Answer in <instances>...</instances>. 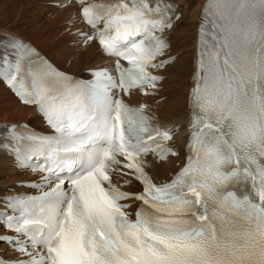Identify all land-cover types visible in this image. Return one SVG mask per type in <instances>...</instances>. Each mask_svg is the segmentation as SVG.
<instances>
[{
  "label": "snow or ice",
  "instance_id": "obj_1",
  "mask_svg": "<svg viewBox=\"0 0 264 264\" xmlns=\"http://www.w3.org/2000/svg\"><path fill=\"white\" fill-rule=\"evenodd\" d=\"M75 4L91 30L83 42L115 58V74L98 69L77 80L9 40L14 59L0 55V80L35 106L53 134L5 126L0 150L41 173L32 186L47 190L0 201V224L30 243L3 235L0 242L15 241L27 257L16 264H264V0H205L188 155L163 184L153 183L145 158L177 155L166 146L172 131L122 95L154 94L161 77L152 70L171 62L159 58L169 47L163 33L179 19L176 5ZM114 175L130 176L143 191H122L129 181L114 184ZM128 200L142 202L134 219Z\"/></svg>",
  "mask_w": 264,
  "mask_h": 264
},
{
  "label": "bare ground",
  "instance_id": "obj_2",
  "mask_svg": "<svg viewBox=\"0 0 264 264\" xmlns=\"http://www.w3.org/2000/svg\"><path fill=\"white\" fill-rule=\"evenodd\" d=\"M23 1H20V3L23 4ZM35 1L41 7L36 6L35 10L41 12L42 7H44L43 0ZM178 2L181 17L174 23L170 31L163 34L169 45L166 55L174 57L175 61L163 71L158 72L161 80L157 88H161L160 92L145 96H140L138 92H132L127 99L132 105L138 107L145 105L147 114L158 122L162 128L172 131L173 139L170 144L174 147L177 155L158 164L145 159V171L152 178L153 183L156 184L170 181L184 166L187 153L186 145L189 139V129L187 130L190 121L188 98L191 89L194 87L193 77L197 60L199 21L204 0H178ZM49 10L51 12L47 15L44 26L36 27L35 24L32 25L24 20V26L26 24L27 28H33L37 34V36L33 35L34 37L30 36L29 39L24 35L13 32L14 29L10 31L3 28L5 22L0 23V42L5 43L10 51L14 49L10 47L9 40H19L24 44H29L40 50L57 67L75 75L86 74L89 69L98 68L111 61L103 57L95 42L85 44L76 38L79 43H71V35L75 36L86 30L80 23L77 7L72 2L67 1L59 7H51ZM45 44H53L54 52L44 50ZM12 122L42 125L32 109L20 106L0 82V124L5 125ZM7 163L8 159L0 152V186H2L0 196L11 194V186L14 181H24L32 178L31 174L11 171ZM125 180L129 183L122 188L123 190L136 192L142 189V185L130 176H117L115 183L120 185Z\"/></svg>",
  "mask_w": 264,
  "mask_h": 264
},
{
  "label": "rangeland",
  "instance_id": "obj_3",
  "mask_svg": "<svg viewBox=\"0 0 264 264\" xmlns=\"http://www.w3.org/2000/svg\"><path fill=\"white\" fill-rule=\"evenodd\" d=\"M20 1H23V0H0V23L3 24V22H5V24L2 26L3 28H5L6 30L8 29L10 31H13V29H14L13 32L24 35V37L29 39L30 36L34 37V36H37V34L35 33L33 28L28 27L29 28L28 29L26 24L24 26V20H26L27 22H29L32 25L35 24L34 26H36V27L40 26V25L44 26L45 19H46L47 15L50 14V12H51L49 10V8H51V7L47 5L49 0H43V6L44 7H42L41 12H37L35 10V8H36V6L40 7V5L35 0H27V1L25 0V1H23V4L20 3ZM17 2H18V4H17ZM19 8H20V10H19ZM3 20H5V21H3ZM31 20L33 23L31 22ZM53 47H54L53 44H45L43 48L47 52H54ZM51 50H53V51H51ZM1 190H2V186H0V191Z\"/></svg>",
  "mask_w": 264,
  "mask_h": 264
}]
</instances>
